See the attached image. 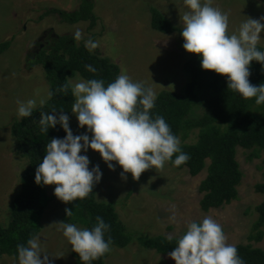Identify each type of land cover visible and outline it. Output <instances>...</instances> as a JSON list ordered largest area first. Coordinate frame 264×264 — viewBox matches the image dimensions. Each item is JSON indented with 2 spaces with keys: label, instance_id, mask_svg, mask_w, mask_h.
Returning <instances> with one entry per match:
<instances>
[{
  "label": "rangeland",
  "instance_id": "374dc122",
  "mask_svg": "<svg viewBox=\"0 0 264 264\" xmlns=\"http://www.w3.org/2000/svg\"><path fill=\"white\" fill-rule=\"evenodd\" d=\"M81 0H0V41L15 37L10 47L0 54V224L6 225L12 202L20 190V178L27 160L16 150L10 125L16 119L17 101L46 96L49 83L36 54L42 48L47 51L54 41L66 35L74 38L79 29L82 33L77 44L91 40L97 47L90 52L108 58L119 67V74L126 73L133 81H143L156 95L161 90L182 92L189 80L183 71V63L194 53L183 47L180 35L183 27L181 17L189 11L183 0H88L97 16L96 24L89 27L88 21L62 22L59 15L48 10L72 11ZM157 8L178 28L172 33H160L150 25V7ZM212 6L229 13V32H235L247 17L258 19L264 16V0H212ZM264 23V21H262ZM264 38V31L261 32ZM264 47V39L259 42ZM89 50V49H88ZM83 79L79 74L69 78L75 83ZM38 107V106H37ZM196 109L195 115H201ZM69 127L74 135L85 133L87 126L79 127L71 112ZM197 129L185 141L197 140ZM91 137V133H88ZM183 141L180 140V144ZM255 149L237 147L236 160L242 173L235 200L208 211L199 206L202 193L198 186L206 176V169L191 176L186 168L176 169L165 163L161 169L150 168L133 179L126 173L121 177L122 167L115 165L110 170L100 154L88 149L90 161L99 165L103 175L96 188L98 202L111 203L132 241L124 248L111 246L104 264H175L167 255L153 249L140 247L139 235L179 237L186 224L202 220L205 216L215 219L224 231L227 243L250 244L264 249V226L261 241L250 240L255 233L253 224L258 213L256 206L264 194L255 190V185L264 181V153L253 155ZM55 185H48L51 200L41 220V247L48 253L53 264H73L71 245L62 234L59 224L67 207L54 194ZM83 228L81 224H76ZM44 253L41 254L43 258ZM52 255V256H51ZM0 264H18V259L9 255L0 256Z\"/></svg>",
  "mask_w": 264,
  "mask_h": 264
},
{
  "label": "clouds",
  "instance_id": "9594fccd",
  "mask_svg": "<svg viewBox=\"0 0 264 264\" xmlns=\"http://www.w3.org/2000/svg\"><path fill=\"white\" fill-rule=\"evenodd\" d=\"M183 2L189 11L181 17L182 47L199 55L202 69L225 76L228 89L244 99L255 98L256 105L264 104V83L256 86L249 81L250 62H259L264 69V50L257 47L264 39L261 37L264 16L247 17L235 32H229V13L213 7L212 0ZM81 38L82 33L77 29L74 39ZM85 46L91 51L97 43L88 40ZM85 68L96 71L91 65H85ZM69 87L74 97L71 112L79 127L87 126L86 131L74 135L69 127V116L63 110L41 113L42 130L59 124L65 136L50 139L45 146L46 154L35 170V183L55 185L53 194L60 201L71 203L85 199L100 182L103 173L99 165L90 168L88 156L81 154L87 153L89 148L100 154L110 170L115 169L114 161L122 167V178L126 179L125 174L131 173L134 180L150 168L161 169L169 161L179 167L190 159L164 117L150 115L157 95L143 81H133L121 72L107 85L103 79H87L65 83L58 91L66 93ZM53 95L54 92L49 90L46 96L38 99L18 100L17 117H30L37 106L43 107ZM65 214L71 216L72 210L66 208ZM95 220L91 229L57 222L83 264H91L111 251L112 239L110 236L105 238L110 225L100 216ZM41 243V237L34 234L26 245L18 244V264H53ZM168 256L175 264H245L236 246L227 243L222 226L211 216L187 223Z\"/></svg>",
  "mask_w": 264,
  "mask_h": 264
},
{
  "label": "trees",
  "instance_id": "16d2710c",
  "mask_svg": "<svg viewBox=\"0 0 264 264\" xmlns=\"http://www.w3.org/2000/svg\"><path fill=\"white\" fill-rule=\"evenodd\" d=\"M150 25L160 33H172L178 30L157 8L150 7ZM62 22L76 23L88 21L89 27L96 24L97 16L93 5L88 0H81L72 11L51 9ZM15 34L0 41V54L6 51ZM261 50L264 47L257 45ZM36 62L42 65L49 90L54 95L43 107H37L27 118H18L10 125V132L16 143L17 152L27 160L26 167L20 178V190L15 196L6 225L0 224V256L9 255L17 258V245L25 244L32 235L41 231V220L51 197L47 186L35 183V170L45 153V146L51 138H63L64 130L57 124L54 128L42 130L39 123L41 113L56 109L71 114L74 97L69 87L66 93L58 89L69 82V78L79 74L83 79H103L105 85L114 81L119 75V67L108 58L92 54L88 48L77 44L73 37L60 36L47 51L42 48L36 54ZM85 65L96 69L90 72ZM183 71L189 80L182 92L161 90L157 94L155 107L150 115L164 117L173 134L183 141L180 147L190 159L176 169L186 168L191 176H196L206 169V176L201 180L198 191L202 193L199 202L201 210L208 211L222 207L235 200L238 196L237 187L242 173L236 160V149H255V153H264V104L256 105L255 98L244 99L237 92L227 88L226 77L212 70L202 69L198 54H192L184 63ZM251 84L259 86L264 83V69L256 61L250 62ZM139 107V106H138ZM196 109H202L201 115H195ZM197 129V140L186 143L190 133ZM175 156L173 157V159ZM264 161V160H263ZM96 165L90 161L89 167ZM255 190L264 194V181L255 185ZM96 188L85 199L67 203L72 210L71 216L65 211L62 221L81 224L91 229L100 216L110 225L105 235L112 239L111 246L126 247L132 241V234L126 231L111 203L98 202L95 197ZM257 219L253 224L255 233L248 238L261 241L264 226V199L256 206ZM167 236L139 235L137 242L140 247L153 249L161 255H167L176 246V239ZM239 256L245 264H264V249L250 244L235 245ZM74 263L83 264L75 252H71ZM109 253L91 264H104Z\"/></svg>",
  "mask_w": 264,
  "mask_h": 264
}]
</instances>
